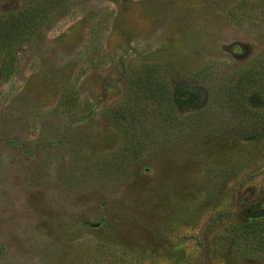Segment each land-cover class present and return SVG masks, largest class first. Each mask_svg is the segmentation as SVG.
Segmentation results:
<instances>
[{
    "label": "rangeland",
    "instance_id": "374dc122",
    "mask_svg": "<svg viewBox=\"0 0 264 264\" xmlns=\"http://www.w3.org/2000/svg\"><path fill=\"white\" fill-rule=\"evenodd\" d=\"M43 8L31 37H0V264H264L238 241L264 220V83L241 106L223 90L264 68V0ZM131 77L164 100L115 125Z\"/></svg>",
    "mask_w": 264,
    "mask_h": 264
},
{
    "label": "trees",
    "instance_id": "16d2710c",
    "mask_svg": "<svg viewBox=\"0 0 264 264\" xmlns=\"http://www.w3.org/2000/svg\"><path fill=\"white\" fill-rule=\"evenodd\" d=\"M58 3L59 0H51V3ZM47 4V0L42 3L39 2L35 5L25 6L22 9L17 10L16 13H11L8 15L0 16V37L7 35L6 32L13 31L17 29L16 35L10 36L8 39V44H12L17 40V43L22 42L34 33L37 25H41L48 16V11L43 8ZM2 20L4 24L2 25ZM6 46V47H7ZM8 51L0 49V56L2 58V70L7 72L6 69V57L8 56ZM259 58V57H258ZM264 68L259 69L257 73L249 75L246 79L241 74L231 76V79L224 85L223 90L228 95L227 101L235 106H241L244 98V91L247 89L249 84L264 83ZM146 82V85H145ZM144 83L138 81V78H130V87L128 97L118 105L110 107L105 114V117L113 124L118 123H132L134 120L140 119V109L145 107L149 100L155 101V103L160 104L163 102L162 94L158 92V83L153 79H147ZM139 85H144V88H139ZM147 89V91H145ZM217 93L210 92L209 103H212L216 99ZM211 105V104H209ZM210 106H207V108ZM127 126H125L126 128ZM250 131H246L247 134L243 135L245 137H252L253 134H258L260 127L259 125H254ZM239 242L244 244L254 245H264V220H251L245 221L241 224L239 230Z\"/></svg>",
    "mask_w": 264,
    "mask_h": 264
}]
</instances>
